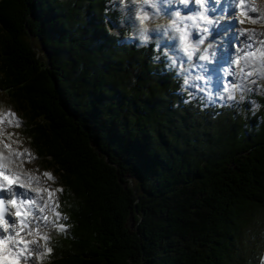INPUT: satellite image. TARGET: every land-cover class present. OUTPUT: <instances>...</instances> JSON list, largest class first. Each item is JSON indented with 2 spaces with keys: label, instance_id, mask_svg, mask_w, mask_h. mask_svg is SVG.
Masks as SVG:
<instances>
[{
  "label": "trees",
  "instance_id": "obj_1",
  "mask_svg": "<svg viewBox=\"0 0 264 264\" xmlns=\"http://www.w3.org/2000/svg\"><path fill=\"white\" fill-rule=\"evenodd\" d=\"M122 21L113 0H0V90L64 184L48 264H242L244 241L263 264L264 89L207 107Z\"/></svg>",
  "mask_w": 264,
  "mask_h": 264
},
{
  "label": "rangeland",
  "instance_id": "obj_2",
  "mask_svg": "<svg viewBox=\"0 0 264 264\" xmlns=\"http://www.w3.org/2000/svg\"><path fill=\"white\" fill-rule=\"evenodd\" d=\"M124 1V9L126 11L124 12V15L131 21L132 28L130 33H127L122 36V40L125 42H138V44L142 45L146 40H155L158 42V46L160 48H166L169 50L171 54H174V56L171 58V62L174 63L176 67H179L184 73V75L187 77L186 86L187 89L191 92L190 94H197L202 96V100L205 101L208 105L213 104H232V103H238L241 104L244 101L251 105L252 107L256 108L257 102L253 98V94L260 95L262 94V91L264 89V74H257L256 69L259 72L264 73V64L261 63V60L259 58L251 59L248 58L242 59L239 64H236L235 61L240 59L242 57V53L240 54L241 50L240 45L242 44V41L240 38H236L235 45L231 46L232 42L235 40L234 37H232V40H229L227 37H224L222 33L223 28L220 27L217 31L212 29L211 24H205L204 22L198 23L199 27L193 24L192 21L184 20L183 22H180L177 20V23L180 27H184L187 25L188 30H195L201 32L200 26L204 25V28L208 29L207 33H202L200 35L196 36L190 34L189 35V41L195 46V52L192 56V59H187L188 56L186 53L182 50V45L179 40L180 33L175 30V28L171 27L172 21L176 20V13L169 14V16H159L160 14L167 13V11L161 13V10L159 8L153 7L154 3L156 1L161 0H150L149 3H145V0H122ZM264 0L260 3V7L258 10L255 11L256 17L254 18L257 22L252 23L249 21L250 24H253V27H258L262 21H264ZM253 2V0H252ZM172 3L177 4V0H172ZM253 6L256 7V0L255 3H252ZM262 4V5H261ZM170 7L167 8V10ZM179 12H181L184 8L183 7H177ZM174 9V10H176ZM261 12V13H260ZM144 13H147L149 16V20L145 21L143 24L140 22L139 17L143 15ZM262 14V19L261 15ZM191 16H194V13H190ZM175 16V17H174ZM182 16H189V14L182 13ZM124 17V18H126ZM238 19H242V15H238ZM261 21V22H258ZM246 23V22H245ZM231 23H228L226 25H230ZM238 24H242L239 22ZM114 29H116V33L120 35V32H118L121 26L123 25H117L114 26V24H111ZM235 25L237 27H235ZM234 28H239L242 25H237L233 23ZM256 31V29L254 30ZM253 35H255L253 33ZM144 36H147V39H144ZM202 36L204 38V43H199V37ZM257 43L259 41H263L264 38L261 36L259 38H256ZM221 41L224 42L221 43ZM240 41V43H239ZM240 44V45H239ZM255 45H252L253 50L264 47L261 44L258 45V47H254ZM36 48L42 52V55H45L43 51V46L41 43L38 45L36 44ZM249 48V47H248ZM248 52V51H245ZM201 56H207V60L200 59ZM45 57V56H44ZM213 57L216 58V60H213ZM187 59V60H186ZM198 59H200L198 61ZM249 61V63H248ZM210 65L216 66L217 69H219V72H222L227 75V73L232 72L234 73V77L231 79L228 76H220L218 73L216 75V78L214 80H206V70L210 67ZM245 71H253L254 74L251 77H248L247 79H242L240 69L243 68ZM172 70L171 68H169ZM197 77H202V79H197ZM252 81H255V83H252ZM241 85L242 87L233 92V89H231L230 85L233 84ZM228 87V91H225V87ZM242 90V92L240 91ZM233 92V93H232ZM233 95L235 99H229V95ZM197 95H194L197 97ZM223 97V98H221ZM13 98H11L4 90H0V108H10L11 111L16 113V116L20 119L21 126L18 128H11L9 127L7 131L9 132H15L17 134V137L22 144L20 145L21 150L27 149L31 152L33 159L30 163H25L23 165V169L26 171L31 172L33 175L39 176V186L42 187L43 184L46 187L52 188L54 191L58 188H64V184L62 182V175H60V171H56L54 168L50 166V164L38 157L37 152H35V149L31 146L30 141L26 138L24 132H23V123H24V117L22 114V111H20V106H17L14 104ZM19 107V109H17ZM15 139V138H14ZM13 147H17L16 144H13ZM0 151H5L3 149V146L0 145ZM47 157V156H46ZM48 158V157H47ZM27 156L25 157V160H27ZM53 165V164H52ZM44 172H49L54 177L53 180H49L47 177L43 175ZM257 191V190H256ZM264 195V191H262ZM46 194V193H45ZM254 195H258L259 193L255 192ZM61 196L62 192H57L55 199L59 203V210L60 208H63L61 206ZM256 206H259L258 202ZM62 213V212H61ZM52 212L50 211V217L52 216ZM63 216H65L64 213H62ZM63 220V219H61ZM252 225V224H251ZM251 225L249 227H251ZM41 231L46 232L51 239L48 241L49 245L52 247V243L58 242L59 238H63L65 232L64 231H57L51 223H49L47 226L41 225ZM66 235V234H65ZM43 242H41L42 244ZM246 248V254L244 259L246 260V263H251L250 256L252 255L251 250V244L247 241L243 242ZM240 245V244H239ZM35 249V246H33ZM238 247V246H237ZM241 248V247H239ZM238 248V249H239ZM236 248L232 249V253H237ZM39 251H43V248L41 247L38 249ZM48 258H45L43 261V264H48L47 262ZM244 260H242V264H246ZM28 264H40L39 261L36 260L35 257H33Z\"/></svg>",
  "mask_w": 264,
  "mask_h": 264
},
{
  "label": "snow or ice",
  "instance_id": "obj_3",
  "mask_svg": "<svg viewBox=\"0 0 264 264\" xmlns=\"http://www.w3.org/2000/svg\"><path fill=\"white\" fill-rule=\"evenodd\" d=\"M149 2L150 0H145V3ZM180 2L187 5L190 0H180ZM194 3L202 9L198 16H181V13L177 11V19L173 20L171 25L180 33L179 40L182 50L187 54L189 60L192 59L195 46L189 41L190 33L187 25L180 27L177 20L180 22L192 21L197 27H199L198 21L205 24L214 23L206 15L205 0H194ZM240 3L241 15L246 16L247 13L243 10L244 0H240ZM152 6L155 7V5ZM252 10L255 11L256 9L253 8ZM139 19L143 24L149 20V16L144 13ZM251 22L256 23L257 21L252 19ZM246 31L241 30V35H245ZM201 32L207 33L208 29L202 28ZM144 39H147V36H144ZM199 43H204L202 36L199 37ZM258 43L264 46V41ZM248 47L251 48L252 45L250 44ZM248 58H259L264 64V47L258 48L256 51L245 52L235 63L239 64L240 60ZM200 59L207 60L208 57L201 56ZM256 71L257 74H264ZM240 72L242 79H247L254 74L253 71H245L244 68H241ZM197 79H202V77H197ZM230 87L236 90L242 86L233 83ZM225 91H228L227 86ZM228 98L235 99L231 94ZM20 126L21 122L16 113L10 108H0V145L6 150V153L0 151V264H28L33 257L40 264H43L45 258L51 257L53 248L48 243L51 237L46 232L41 231V225L47 226L51 223L57 231H66L68 227V225L60 222L61 219L66 220L67 217L58 211L59 203L55 199L56 193L62 192L63 189L58 188L54 191L50 187L39 186V176L23 169V165L30 163L33 159L32 154L27 149L21 150L22 142L16 138L15 132L7 131L9 127L18 128ZM13 144H16L17 147L14 148ZM26 156L27 160H25ZM43 175L49 180L54 179L49 172H44ZM45 193L47 194L46 198ZM48 211L53 213L51 217L46 214ZM10 219L12 220L11 223L9 222ZM41 242L43 243L41 244ZM41 247L43 251L38 250Z\"/></svg>",
  "mask_w": 264,
  "mask_h": 264
},
{
  "label": "bare ground",
  "instance_id": "obj_4",
  "mask_svg": "<svg viewBox=\"0 0 264 264\" xmlns=\"http://www.w3.org/2000/svg\"><path fill=\"white\" fill-rule=\"evenodd\" d=\"M262 2V0H256V7H252V0H247V3H246V5H248L249 4V7H248V11L246 12L247 13V15L245 16V17H243L242 19H240V21H238V19L237 18H234L232 21H233V23H235L236 24V22H237V25L239 26V25H242L241 27H239L238 29L237 28H234L233 27V29H232V32H231V36H233V37H235V41H237L238 40V38H240L241 39V41H242V44L240 45V48H238L239 50H241V52H239L240 54L242 53V55H244V53H245V51H256V49L255 50H253V47H251V48H248V45H255L254 47L256 48V47H258V45H259V43H257V41L258 40H256V38H259V37H263L264 38V21H262V23H260V25L258 26V27H253L252 25L253 24H250L249 23V21H252V19H254L255 17H254V15H256L257 13H255V11L256 10H258L259 9V7H260V3ZM264 2V1H263ZM170 4H172V0H161V1H156L155 3H154V5H155V7L156 8H159L160 10H161V13H163V12H165V11H167L168 12V14H172V13H176L177 11H178V9H176V10H167V6H169ZM262 5V4H261ZM259 6V7H258ZM239 7H241V5H235V6H233L232 7V11L233 12H235V11H237V10H239ZM253 8H255L256 10L255 11H253L252 9ZM250 13H253L252 14V16H251V18L249 19V17H248V15L250 14ZM261 13V12H260ZM259 13V14H260ZM261 15V19H262V14H260ZM175 17V16H174ZM224 21H225V19H223V21H222V23L220 24V25H222L223 23H224ZM241 21H244V23H242V24H238L239 22H241ZM246 22V23H245ZM258 22H261V21H258ZM256 24V23H255ZM235 27H237L236 25H235ZM256 29V31H254ZM241 30H247L246 32H245V35H241ZM253 33L255 34V35H253ZM225 37V36H224ZM236 38H237V40H236ZM264 41V40H263ZM239 43H240V41H239ZM252 60L253 59H256V58H251ZM200 59H198V61H199ZM213 60H216V58L215 57H213ZM247 60V59H246ZM248 63H249V61H248ZM262 63V62H261ZM241 64H239V66H240ZM243 68H244V66H243ZM257 70V69H256ZM217 73L221 76H226V74H224V73H222V72H219V69H217L216 68V66H212V65H210V67L208 68V70H206V80H214L215 78H216V75H217ZM228 74V73H227ZM43 187H46L44 184H43ZM45 195V198L47 197L46 196V194H44ZM49 212V211H48ZM48 212H47V214H48ZM64 222V221H63ZM44 226V225H43Z\"/></svg>",
  "mask_w": 264,
  "mask_h": 264
},
{
  "label": "water",
  "instance_id": "obj_5",
  "mask_svg": "<svg viewBox=\"0 0 264 264\" xmlns=\"http://www.w3.org/2000/svg\"><path fill=\"white\" fill-rule=\"evenodd\" d=\"M45 48V47H44ZM45 57H46V62L51 65V59H50V52L48 50H45L44 52Z\"/></svg>",
  "mask_w": 264,
  "mask_h": 264
}]
</instances>
